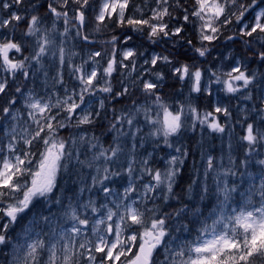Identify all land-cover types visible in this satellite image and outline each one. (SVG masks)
Masks as SVG:
<instances>
[{
  "label": "snow or ice",
  "instance_id": "snow-or-ice-1",
  "mask_svg": "<svg viewBox=\"0 0 264 264\" xmlns=\"http://www.w3.org/2000/svg\"><path fill=\"white\" fill-rule=\"evenodd\" d=\"M0 264H264V0H0Z\"/></svg>",
  "mask_w": 264,
  "mask_h": 264
},
{
  "label": "rangeland",
  "instance_id": "rangeland-1",
  "mask_svg": "<svg viewBox=\"0 0 264 264\" xmlns=\"http://www.w3.org/2000/svg\"><path fill=\"white\" fill-rule=\"evenodd\" d=\"M136 2L137 3H139L140 2V0H136ZM99 37H101V36H98V37H96V39L98 40V41H102L103 39L102 38H99ZM103 38L105 39L106 38V36H104L103 35ZM222 42V44L224 43V44H226L227 42L226 41H221ZM238 44V43H237ZM147 46V45H146ZM231 46L232 45H228V48L229 49H231ZM157 51H159V49H156ZM220 50L221 51H224V53H225V55H227V50L223 47V46H220ZM217 55V53L216 52H214L213 53V56H216ZM201 61H204V58H201ZM141 63H142V61H141ZM199 63V62H198ZM203 66H205V67H207L208 65H207V62L205 61L204 62V64H203ZM180 87H181V85H179V84H176L175 85V89L178 91L179 89H180ZM167 90V91H166ZM165 91V93H168L169 94V98H171V92H172V89L169 87V88H167V89H165L164 90ZM183 91H184V96H187L188 95V88L185 86L184 87V89H183ZM194 96L196 95V94H193ZM177 99H179V97H177ZM202 103H207L206 101H203ZM231 103H232V105L233 106H235L236 104H237V101L236 100H233V101H231ZM199 139V132H197L196 133V135H195V137H194V139L192 140V143H193V145H195V143H196V141ZM227 140V137H225V141ZM219 140H217L216 141V144H217V147H219ZM191 159V158H190ZM189 159V160H190ZM192 164V163H191Z\"/></svg>",
  "mask_w": 264,
  "mask_h": 264
},
{
  "label": "trees",
  "instance_id": "trees-1",
  "mask_svg": "<svg viewBox=\"0 0 264 264\" xmlns=\"http://www.w3.org/2000/svg\"><path fill=\"white\" fill-rule=\"evenodd\" d=\"M189 33H191V28H189ZM99 38H102V39H104L103 38V35L101 36V37H99ZM169 83H171V82H169ZM167 88H169V87H166L165 89H167ZM164 89V90H165ZM167 91V90H166ZM237 132H239V129H237ZM199 140V139H198ZM190 159V158H189ZM191 163H192V159H190V160H188V165H189V167H191Z\"/></svg>",
  "mask_w": 264,
  "mask_h": 264
},
{
  "label": "bare ground",
  "instance_id": "bare-ground-1",
  "mask_svg": "<svg viewBox=\"0 0 264 264\" xmlns=\"http://www.w3.org/2000/svg\"><path fill=\"white\" fill-rule=\"evenodd\" d=\"M224 45V43L222 44V42H221V46H223ZM237 48H239V44H237V45H235V46H231V49H233V50H235V49H237Z\"/></svg>",
  "mask_w": 264,
  "mask_h": 264
}]
</instances>
